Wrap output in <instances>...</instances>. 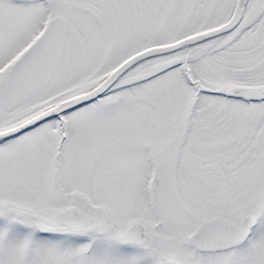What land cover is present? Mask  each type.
<instances>
[{
  "label": "snow or ice",
  "instance_id": "snow-or-ice-1",
  "mask_svg": "<svg viewBox=\"0 0 264 264\" xmlns=\"http://www.w3.org/2000/svg\"><path fill=\"white\" fill-rule=\"evenodd\" d=\"M0 264H264V0H0Z\"/></svg>",
  "mask_w": 264,
  "mask_h": 264
}]
</instances>
